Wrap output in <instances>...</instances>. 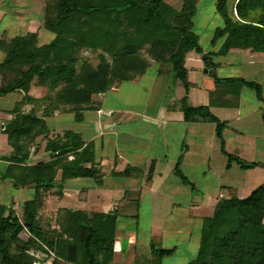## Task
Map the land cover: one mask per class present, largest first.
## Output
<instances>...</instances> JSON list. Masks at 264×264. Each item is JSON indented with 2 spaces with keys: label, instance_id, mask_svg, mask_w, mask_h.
<instances>
[{
  "label": "trees",
  "instance_id": "trees-1",
  "mask_svg": "<svg viewBox=\"0 0 264 264\" xmlns=\"http://www.w3.org/2000/svg\"><path fill=\"white\" fill-rule=\"evenodd\" d=\"M41 1V29L53 35L49 43L39 45L38 31L0 37V97L15 93L21 97L9 111L11 119L0 124L11 149L1 158L7 165L0 170V182L10 183L16 190H33L20 218L13 205L0 203V264H113L118 222L123 216L120 205L107 212L62 207L51 217L40 214L48 194L54 192L58 199L64 196L67 181L91 179L100 188L105 178L94 141L85 142L71 130L52 133L46 120L57 111H68L80 123L85 112L101 109L94 98L143 76L151 62L161 69L169 66L187 97L193 87L185 68L190 53L203 58L216 85H238L264 102L259 83L218 78L214 62L231 50L264 54V0H215L223 26L214 31L211 44L220 46L211 52L203 50L193 31L198 0H181L179 9L166 0ZM86 52L97 54L96 65L84 56ZM32 86L45 88V96H31ZM186 97L181 103L184 121L215 126L226 170L232 164L242 171L264 169L259 162L227 153L222 136L226 123L207 106H187ZM36 103L41 107L34 106ZM25 107L30 109L25 111ZM40 137L46 139L48 160L29 165L30 147ZM181 162L180 156L173 174L194 191L181 171ZM111 173L149 184L154 164L147 169L127 166L121 173ZM138 198V191H125L119 202H137ZM23 233L26 239L21 237ZM149 249L151 259L145 264H160L176 250L159 248L152 241ZM188 264H264V184L246 198L220 199L212 215L202 218L198 251Z\"/></svg>",
  "mask_w": 264,
  "mask_h": 264
},
{
  "label": "rangeland",
  "instance_id": "rangeland-1",
  "mask_svg": "<svg viewBox=\"0 0 264 264\" xmlns=\"http://www.w3.org/2000/svg\"><path fill=\"white\" fill-rule=\"evenodd\" d=\"M166 2L175 9L181 6V0H166ZM196 8L193 31L198 37V42L205 52L217 51L220 43L212 46L211 40L214 31L221 28L223 22L216 12L215 0H198ZM42 9L41 0H0V20L4 15L0 25V37L23 35L26 31L32 30L38 31L39 45L49 43L53 35L41 29ZM235 53L242 56L246 52ZM84 56L94 65L97 64V54L86 52ZM193 56L194 53H191L187 61H191ZM2 59L3 54L0 51V62ZM232 60L230 57L224 58L223 56L214 58L215 63L220 61L225 66L216 71L218 76H245L252 72V68L243 66L241 60ZM198 62L202 63V57ZM231 62L242 65L230 68L228 63ZM203 69L198 70L200 75L203 74ZM261 80L256 82L263 88L264 81ZM188 81L193 86L190 91L194 89L193 92L191 91L190 98L186 97L182 85L173 78L169 66L161 69L159 64L151 62L143 76L115 86L105 94L94 98L100 103L102 110V113L97 115L98 117H102L103 121L118 118L114 125L103 126L100 129L101 135L95 139L96 158L101 159V156H106L112 161L115 155H120L128 163L135 165L137 162L143 167L148 165L150 158H156L160 164L159 167L158 164L156 166L152 186L140 180L108 179L106 177L104 187L98 188L91 179L69 180L65 183V195L61 199L56 198L54 192L46 196L40 214L43 217H51L58 208L62 207L102 212L111 206L114 208L120 205L119 210L123 216L118 222L117 236L126 247L128 255L125 260L119 254L114 256L113 264H145L151 259L149 249L151 241L162 249L176 248L175 253L162 259L160 264H188L193 260L199 247L202 218L211 216L214 207L222 198L249 196L251 192L264 184V176H258L257 170L242 171L235 164L231 165L230 170H226L227 160L220 151L219 143L215 138V127L211 124L204 123L196 128L192 125H188L190 128H186L185 125L162 128L157 123L161 107L175 105L180 110L185 97L186 105L190 107L204 106L207 102L211 103L219 98L213 94L212 100H209L208 87L199 83L195 85L189 79ZM228 87L232 89L233 86ZM46 91L45 88L32 86L29 93L34 98L41 99ZM20 99L21 97L16 93L0 97V116L5 115L6 112L9 113ZM227 103L235 107L238 98L229 99ZM242 104L244 111L251 112V114L253 107L259 106L255 93L246 88H242L241 91L240 105ZM34 106L41 107L39 103ZM28 109L30 107L24 108L25 111ZM109 110L113 111L107 113ZM262 113L264 115V111ZM97 116L90 111L85 112L84 122L78 123L74 122L71 112L57 111L46 121L52 133L71 130L81 134L85 140H89L98 135ZM177 116L181 117L180 114ZM251 116L250 120H242L236 123V126L244 132L261 134L258 114L253 113ZM6 118L11 119L9 116ZM45 142L46 139L40 137L30 147L29 165L48 160V155L44 152ZM101 143L102 152L99 150ZM186 148L188 153H185ZM35 149H37L36 152ZM10 150L6 136L0 132V170L7 165L1 158ZM180 156L182 157L181 171L193 184L194 191L184 186L173 174V167ZM255 158L257 159L253 162L261 160L258 155ZM262 160L259 163L264 165V159ZM92 187L96 189L89 191L88 195H92L93 199L98 196L100 204L93 206L90 201L85 205L80 203L76 198L77 192L81 188ZM125 191H138V201L119 202ZM32 192V189L27 188L16 190L10 183L0 182V203L6 206L13 205L16 216L20 218L22 206L28 202ZM21 237L26 239L27 234L23 233ZM130 238H132L131 247ZM37 257L43 256L37 254Z\"/></svg>",
  "mask_w": 264,
  "mask_h": 264
},
{
  "label": "crops",
  "instance_id": "crops-1",
  "mask_svg": "<svg viewBox=\"0 0 264 264\" xmlns=\"http://www.w3.org/2000/svg\"><path fill=\"white\" fill-rule=\"evenodd\" d=\"M3 19H4V15L2 16V18L0 20V25L2 24ZM30 32H36V31H32V30L26 31L23 35H25L26 33H30ZM16 36H21V35H16ZM11 37H14V36H11ZM238 51H243V50H231L226 56H223V57L224 58L230 57L233 59L232 61L241 60V63L243 64V66H246L247 68H250V69L252 68V72L245 74V76H218L216 71L224 68L225 66L223 63H220V61L219 62L216 61V63L218 64V66L216 67V70H215L216 76L218 78H228V77L242 78V79H245L248 81H255V82L256 81L260 82L261 79L264 81V54L251 53L248 50H245L246 53L244 55L238 56L237 55L238 53H235ZM190 54H188L186 59H185V68L187 70L189 69L188 70V79L192 83H194L195 85L197 83H199L200 85H204L205 87H208L207 92L209 95V97H208L209 100H212L213 94H216L219 97L218 99H215L214 102H211V103L209 102L210 104L207 102L204 106H207L209 108V110L211 111V113L213 115H215L220 121L226 123V127L224 128V130L222 132L226 152L231 154V155H234L236 157H239L240 159H244L246 161H249V162H253L255 159H257L258 157L257 158H255V157L258 155L259 159H261V160H259V162H262L263 161L262 159H264V120H263L264 115L262 113L264 111V102L258 101L256 99V101L259 103V106L253 107V113L258 114V117H259L258 125L260 124L261 134H258V132L249 133V132L242 131L241 129H239L236 126L237 125L236 123L241 122L242 120H246V119L250 120V118L252 117L251 115L253 114V113L251 114V112H247L246 110L244 111V109L242 108L243 104L240 105V95H241L242 88H240L238 85H234L232 87V89L229 88L228 86L216 85L213 81V78H212V70H208L205 67L204 62H203V58H202L203 64L198 62L199 58H201V57L199 55H196V54H194V56L191 58V61H187L188 56ZM219 57H221V56H219ZM241 63L239 64L236 62L235 63L231 62V63H228V67H230V68L236 67V66L242 65ZM203 68L207 69V71H210V73L209 72L208 73L203 72V74L200 75V73H198V70L201 71ZM204 69H203V71H204ZM263 88H264V86H263ZM191 91L193 92L194 89H192ZM191 91H189L187 94V97H189V98L192 95ZM195 92H198V91H195ZM232 98H238V103H237V105H235V107H231V105H229L227 103L228 100L232 99ZM192 107H199V106H192ZM111 111H113V110H109L107 113H110ZM90 112L94 113V115L97 116L98 114L100 115V113H102V110L100 109L98 112H95V111H90ZM86 113H89V112H86ZM261 113H262V115H261ZM178 114H180L181 117H178L177 116ZM6 116L10 117L8 112H6L5 115L3 114V116H0V124L10 120V119L6 118ZM83 116H84V114H83ZM99 117L97 116V121H96V127H97L96 131H98V135L96 137L91 138L89 140H85L82 137V135L80 134L82 139L85 142H89V141L95 142V139L101 135L100 129L103 126L114 125L115 122H117V120H118V118H112L108 121H107V119L103 121L101 119L102 117H100V118ZM157 117H158L157 123H159L162 126V128H166L167 126H174V125H178V126L179 125L180 126L185 125L186 128H190L188 125H192V126H194L193 128H196V127L202 126V124L205 123L202 121H197V122H193V123H186L183 119V114H182L181 109L179 110V107L177 108L175 105H170V106L168 105L167 107H161L160 111L158 112ZM109 118H111V116ZM83 122H84V119L80 123H83ZM207 124H210V123H207ZM211 125H213V124H211ZM199 130L201 132V128ZM214 131H215V129H214ZM99 150L102 152V143L100 144ZM185 153H188L187 148L185 149ZM100 158L101 159L96 158V160L100 163L101 170L103 173H105V178L107 177L108 179L127 180L125 178H120L118 176H112L111 172L113 171L116 173H121L126 169L127 166L147 169L151 163L154 164V175H153V177H155L156 166L158 164V167H159V164H160V162H158V160L156 158H150L148 165L144 166V167L139 166V164L137 162L135 165H133L132 163H128L126 160H123V158H121L120 155L119 156L115 155V157L112 161L109 158H106V156H101ZM174 167H173V170H174ZM104 168L106 169V171ZM253 170H257V172L259 174L258 176H264V172H262V171H264L263 168H255ZM258 170H262V171H258ZM247 171H250V170H247ZM132 180H134V179H132ZM150 184L152 186V181L149 183V185ZM104 185L105 184H103V186L100 188H103ZM146 185H148V184H146ZM95 187H92L89 189L81 188L77 192V195H76L77 200L80 203H83L84 205L86 204V202H89V201L92 202L91 204L93 206L100 204L98 196H96L93 199L92 195L91 196L88 195L89 191H93L96 189ZM64 195H65V192H64ZM81 196H83V197H81ZM111 207L110 208L113 209V206H111ZM110 208L104 210L103 212L109 211ZM86 210H88V209H86ZM187 217L189 218L190 216H187ZM118 237L119 236H117V242L115 245V252H116L115 256H117L119 254L121 256V258L123 260H125V257L128 255V252H127L126 247L122 244L121 240H119ZM131 241H132V238H130V244H129L130 247L132 244Z\"/></svg>",
  "mask_w": 264,
  "mask_h": 264
},
{
  "label": "water",
  "instance_id": "water-1",
  "mask_svg": "<svg viewBox=\"0 0 264 264\" xmlns=\"http://www.w3.org/2000/svg\"><path fill=\"white\" fill-rule=\"evenodd\" d=\"M203 72H205V73H208V72H209V73H210V71H207V69H204V71H203Z\"/></svg>",
  "mask_w": 264,
  "mask_h": 264
}]
</instances>
